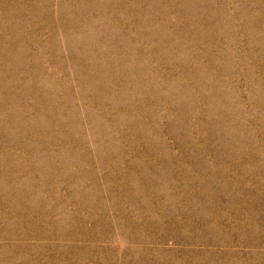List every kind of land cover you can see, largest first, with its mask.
I'll list each match as a JSON object with an SVG mask.
<instances>
[{
  "label": "rangeland",
  "instance_id": "rangeland-1",
  "mask_svg": "<svg viewBox=\"0 0 264 264\" xmlns=\"http://www.w3.org/2000/svg\"><path fill=\"white\" fill-rule=\"evenodd\" d=\"M0 264H264V0H0Z\"/></svg>",
  "mask_w": 264,
  "mask_h": 264
}]
</instances>
